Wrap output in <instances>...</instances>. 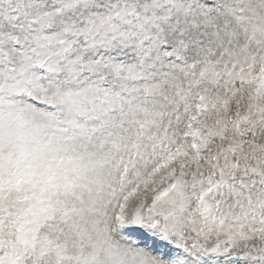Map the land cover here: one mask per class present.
<instances>
[{"label": "snow or ice", "instance_id": "obj_1", "mask_svg": "<svg viewBox=\"0 0 264 264\" xmlns=\"http://www.w3.org/2000/svg\"><path fill=\"white\" fill-rule=\"evenodd\" d=\"M0 264H264V0H0Z\"/></svg>", "mask_w": 264, "mask_h": 264}]
</instances>
